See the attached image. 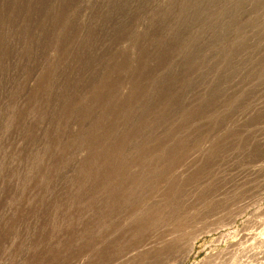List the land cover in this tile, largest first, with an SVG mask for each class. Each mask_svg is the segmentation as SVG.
Wrapping results in <instances>:
<instances>
[{"label": "rangeland", "instance_id": "1", "mask_svg": "<svg viewBox=\"0 0 264 264\" xmlns=\"http://www.w3.org/2000/svg\"><path fill=\"white\" fill-rule=\"evenodd\" d=\"M0 264H264V0H0Z\"/></svg>", "mask_w": 264, "mask_h": 264}, {"label": "bare ground", "instance_id": "2", "mask_svg": "<svg viewBox=\"0 0 264 264\" xmlns=\"http://www.w3.org/2000/svg\"><path fill=\"white\" fill-rule=\"evenodd\" d=\"M144 212V211H143ZM152 212V211H151ZM146 220V219H145ZM144 222V221H143Z\"/></svg>", "mask_w": 264, "mask_h": 264}]
</instances>
